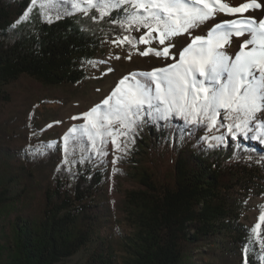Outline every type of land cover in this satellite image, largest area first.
I'll return each mask as SVG.
<instances>
[{"label": "trees", "instance_id": "1", "mask_svg": "<svg viewBox=\"0 0 264 264\" xmlns=\"http://www.w3.org/2000/svg\"><path fill=\"white\" fill-rule=\"evenodd\" d=\"M30 4L0 0V109L22 77L48 86L79 83L107 39L135 36V30L108 22L110 17L93 22L90 17L99 15L94 9L85 16L71 4L52 3L42 11L39 0L13 28ZM65 7L72 14L57 19ZM124 47L133 50L128 42ZM131 81L120 86L118 98H126ZM258 116L264 119V113ZM12 120L0 122V264H57L90 241L94 247L84 264H117L97 238L110 222L101 199L113 137L101 163L86 136L69 141L65 153V133L83 119L57 146L44 138L15 145ZM110 127L125 131L118 121ZM221 135L224 142L217 144L213 137ZM253 135L261 130L233 139L226 128L209 134L178 117L141 124L127 137L116 134L127 149L114 152V177L130 185L119 203L131 228L120 264H264V222L254 232L242 221L249 195H264V143ZM262 205L264 200L260 215Z\"/></svg>", "mask_w": 264, "mask_h": 264}, {"label": "snow or ice", "instance_id": "2", "mask_svg": "<svg viewBox=\"0 0 264 264\" xmlns=\"http://www.w3.org/2000/svg\"><path fill=\"white\" fill-rule=\"evenodd\" d=\"M39 2L42 11L52 3L71 4L73 9L83 12L85 16H89L90 10L94 9L99 15L90 17L93 22L98 23L105 17H110L108 22L128 33L143 29L145 31L138 38L124 35L122 39L117 36L110 42L115 46L128 42L135 48L138 43L152 45L153 41H157L161 47L150 46L142 51L137 49L138 54L173 61L148 72H134L124 76L100 104L93 106L88 112L72 117L74 120L83 119L85 123L73 126L65 133L63 139L66 154L69 141L78 142L86 136L91 149L101 157L100 162L103 163V158L109 155L106 150L109 136L113 137V152L119 150L126 153L127 144L124 147L117 144L116 134L127 137L141 124L169 121L177 117L186 125L203 126L209 134L213 129L218 131L226 128L233 139H236L237 134L247 137L254 128H258L261 135H253L252 139H259L264 143V139H261L264 137V119L258 116L264 113V0H243L238 4H230L226 0ZM37 3L38 0H31L29 9L12 27L25 21L31 8ZM113 12L117 15L113 16ZM70 14V10L65 7L62 13L57 12L56 18ZM217 14L233 18L216 22ZM45 19L48 23L53 22L48 16ZM208 22H211V27H206V35H193L194 30L206 26ZM153 33L156 35L153 36ZM185 34L190 42L177 49L173 39ZM233 38L236 50L229 53L226 47L233 43ZM115 58L121 57L116 55ZM124 59L130 60L131 53ZM89 63L95 66L94 62ZM108 71L112 69L109 68ZM129 77H132V81L126 98H118L120 86L129 81ZM114 121H118L120 128L125 131L110 127ZM213 138L217 144L224 142L223 135ZM132 142L134 143V139ZM216 146L208 145L210 148ZM118 159L119 157L114 156L112 163L115 164ZM258 221L253 228L254 232L264 222V211ZM261 247L264 248V241L261 242ZM243 251L247 254L248 247L245 246Z\"/></svg>", "mask_w": 264, "mask_h": 264}, {"label": "rangeland", "instance_id": "3", "mask_svg": "<svg viewBox=\"0 0 264 264\" xmlns=\"http://www.w3.org/2000/svg\"><path fill=\"white\" fill-rule=\"evenodd\" d=\"M237 1L243 0H226L230 4H235ZM231 18L233 17L217 14L216 22H219L220 19ZM206 27H211V22L194 30L193 35H206ZM144 31L135 32V37L138 38ZM155 35L153 33V36ZM113 39L109 38L104 42L94 59L91 60L95 66L93 63L88 64L86 76L79 83L48 86L27 76L22 77L16 83L13 87V99L0 109V122L13 118L10 122V131L15 145L32 143L39 138L47 139L56 146L59 145L64 132L73 124L81 121L80 119L74 120L72 117L88 112L99 101L107 97L124 75L148 72L154 67L164 66L165 63H173L171 59L165 61L152 55L140 56L138 54L137 49L142 51L150 46L161 47L157 41H153L152 45L138 43L132 51H128L124 44L122 46L113 45L110 42ZM173 42L179 49L190 41L185 34L175 37ZM175 50L173 49V51ZM234 50H236L235 38H233V43L226 47V51L229 53ZM129 53H131V59H124ZM116 55L121 58L116 59ZM109 68L112 71H108ZM48 125L52 126L47 128ZM113 156L114 152H111L108 157V180L101 199L110 208V222L97 238L106 242L116 256L117 264H120L123 256L127 253L125 244L131 228L125 214L119 208V203L124 190L130 188V185L114 177ZM263 200L264 195L262 194H250L247 199L242 221L252 228L259 222L260 214L257 207ZM93 247L94 242L90 241L78 252L57 264H84Z\"/></svg>", "mask_w": 264, "mask_h": 264}, {"label": "bare ground", "instance_id": "4", "mask_svg": "<svg viewBox=\"0 0 264 264\" xmlns=\"http://www.w3.org/2000/svg\"><path fill=\"white\" fill-rule=\"evenodd\" d=\"M240 2H243V1H237L235 4H238V3H240ZM257 14H258V12H257Z\"/></svg>", "mask_w": 264, "mask_h": 264}]
</instances>
